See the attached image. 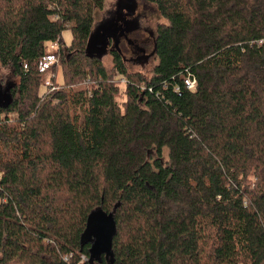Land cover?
Listing matches in <instances>:
<instances>
[{
	"label": "trees",
	"instance_id": "1",
	"mask_svg": "<svg viewBox=\"0 0 264 264\" xmlns=\"http://www.w3.org/2000/svg\"><path fill=\"white\" fill-rule=\"evenodd\" d=\"M145 1L147 73L86 54L104 0H0V264H264V0Z\"/></svg>",
	"mask_w": 264,
	"mask_h": 264
},
{
	"label": "flooded vegetation",
	"instance_id": "2",
	"mask_svg": "<svg viewBox=\"0 0 264 264\" xmlns=\"http://www.w3.org/2000/svg\"><path fill=\"white\" fill-rule=\"evenodd\" d=\"M153 11V7L145 0H116L106 9V13L96 22L95 28L102 21H108L118 31V37L116 34L114 38L106 41L107 53L118 51V47H122L127 61L147 63V58L153 57L151 55L155 44L154 31L149 26ZM126 50L129 51L128 55Z\"/></svg>",
	"mask_w": 264,
	"mask_h": 264
},
{
	"label": "water",
	"instance_id": "3",
	"mask_svg": "<svg viewBox=\"0 0 264 264\" xmlns=\"http://www.w3.org/2000/svg\"><path fill=\"white\" fill-rule=\"evenodd\" d=\"M130 1H133V0H130ZM111 26H112V23L108 24V21L106 22L102 21L101 23L98 24V26H96V28H94V30L91 32L88 38V41H87L86 54L95 55L99 58L107 54V42L106 41L109 38H114L116 34L118 37L117 29L115 27L112 28ZM11 100H12V96L10 93V88L0 87V107L6 108L11 103ZM110 225H112V214L105 215V214H101L98 212H93L90 214L89 219H88V227L86 230L85 237L87 238V240H89L91 237L90 234L96 229L99 231V236L101 234L103 236V233L105 232L106 228L108 229ZM100 238H101V241H95V244L92 247L93 250L94 248L95 250H99L103 246V243L104 245L106 244L107 238L104 237L105 238L104 239L101 236Z\"/></svg>",
	"mask_w": 264,
	"mask_h": 264
},
{
	"label": "rangeland",
	"instance_id": "4",
	"mask_svg": "<svg viewBox=\"0 0 264 264\" xmlns=\"http://www.w3.org/2000/svg\"><path fill=\"white\" fill-rule=\"evenodd\" d=\"M104 1H105V8H104V11L98 13V17H97L98 20L101 18L102 15H104V14L106 13V9H109L110 6H111L112 4H114V2H115L116 0H104ZM110 4H111V5H110ZM114 6H115V5H114ZM153 13H154L153 18L150 16L151 20H150V22H149V26H150V29H152V30L154 31L155 26H156L158 23H163L164 20L161 19V18L158 16V14H157L156 11H155V8H154ZM98 20H97V21H98ZM61 37H62V40L64 41L65 45L69 46L70 43H71V39H72V37H71V32L68 31V30H65V31L62 33ZM60 47H61V46H59V50H60ZM59 50H58V51H59ZM64 50H65V52H67L66 49H64ZM150 50H152V47H150ZM126 51H127V55H128V54H129V51H128V50H126ZM151 56H152V55H151ZM102 60H103V63H104V68H105L107 71H110V68H111V66H112L111 55H110L109 53L105 54V55L103 56ZM155 63H156V61H155L154 56L151 57V58H149V59L147 58V63H146V65H145V67L143 68L142 71H143L144 73L149 72V71L153 68V66H154ZM126 64H127V66H128V69H130V70H132V71H136V70H138V67H139V66H133L134 64H133V63H130V62H128V63H126ZM54 67L57 68V82L60 83V84H62V72H61V71H62V68H61V66H60V62H59L58 59H57V64H56ZM139 68H140V67H139ZM10 81H11V82H16V79L12 76L11 70H10V69H3V68H0V82L2 83L1 85L4 86L5 83L10 82ZM47 82H50V80H49V79H46V80H45V82H44V86H45V87L48 86V85H47ZM50 83H51V82H50ZM3 86H2V87H3ZM54 86H55V87H58L57 85H54ZM48 87H49V86H48ZM82 88H87V89L89 88V85L87 84V82H86L85 84L81 82V85H79V83L76 84L75 89H82ZM43 90H44V89L42 88L41 91H40L41 95L44 94V93L46 92V89H45L44 91H43ZM50 92H52V91H50ZM115 98H116V100H117V96H116ZM122 99H123V98H119L118 100L121 101ZM13 118H14V115H10V119H13ZM165 154H166V152H165ZM96 219H97V218H96ZM96 219H95V220H96ZM97 220H98V219H97Z\"/></svg>",
	"mask_w": 264,
	"mask_h": 264
},
{
	"label": "built area",
	"instance_id": "5",
	"mask_svg": "<svg viewBox=\"0 0 264 264\" xmlns=\"http://www.w3.org/2000/svg\"><path fill=\"white\" fill-rule=\"evenodd\" d=\"M59 50V43L54 42L51 46L50 49H48V53L45 54L40 62H39V70L41 72L49 71L53 66L57 64V57L54 54V52ZM26 68V66H25ZM184 85L188 90H195L196 88V81L192 79L190 76H186L184 78ZM47 85L49 86L50 91H53L57 87H55L52 83L47 82Z\"/></svg>",
	"mask_w": 264,
	"mask_h": 264
}]
</instances>
